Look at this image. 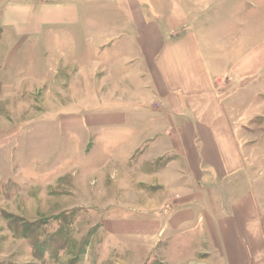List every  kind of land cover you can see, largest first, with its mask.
<instances>
[{
    "label": "crops",
    "instance_id": "obj_1",
    "mask_svg": "<svg viewBox=\"0 0 264 264\" xmlns=\"http://www.w3.org/2000/svg\"><path fill=\"white\" fill-rule=\"evenodd\" d=\"M168 1L172 10L167 16L147 20L145 4L155 13V0H0V29L11 33L13 42L41 48L36 53L40 67L47 57L39 47L41 41L47 37L60 41L62 32L77 28V36L73 35L77 59L91 54L90 63L96 65V45L101 42V49H107L101 50V57H119L111 64L113 71H127L138 64L154 70L161 85L154 81L153 100L144 102L152 103L161 114L176 115L171 124L178 125L163 131L164 143L155 145L159 155L147 158L142 152L137 174H128V193L142 191L146 196L138 211L123 206L127 215L139 214L134 218L137 227L127 232H135L142 249L150 251L163 243L172 247L166 257L183 256L179 264H264V126L259 125L264 123V103L254 104L252 98L264 94V33L259 36L248 25L242 26L239 17L243 8L258 4L206 0L203 7L223 11L216 16L221 23L229 17L234 24L227 30L214 29L216 45L209 43L210 32L190 29L196 20L183 10L201 7V0ZM226 6L237 10L230 12ZM236 97L242 99L239 104ZM127 113L113 108L96 111L91 127L120 129L122 135H130ZM139 115L151 117L145 110ZM157 129L155 125L153 133ZM244 133L255 137L239 141L237 136ZM171 151L183 157L182 172L175 160L146 171L147 164L156 165ZM100 166L94 176L97 184L110 182V164ZM61 167L54 184L74 185V189L62 186L57 190H66L64 194L54 196L74 198L81 181L66 178L77 169L66 172ZM43 187L56 189L51 182Z\"/></svg>",
    "mask_w": 264,
    "mask_h": 264
},
{
    "label": "rangeland",
    "instance_id": "obj_2",
    "mask_svg": "<svg viewBox=\"0 0 264 264\" xmlns=\"http://www.w3.org/2000/svg\"><path fill=\"white\" fill-rule=\"evenodd\" d=\"M205 1L201 0V7L183 10L196 20L190 29L210 32L213 36L209 43L217 45L212 40L217 37L214 29L221 26V30H227L234 24L228 21L229 17L221 23L216 16L223 11L203 7ZM254 2L257 8L247 6L239 17L242 26L248 25L260 36L264 33V1ZM155 3V13L145 4L147 20L164 18L172 10L168 0ZM226 9L235 12L237 7ZM129 26L132 29L131 23ZM73 35L77 36V28L62 32L60 41L51 37L42 40L39 47L46 50L43 52L47 57L40 67L36 53L41 48L13 42L11 33L0 29V264H179L180 257H166L173 248L164 247V243V248L160 244L150 251L140 248L135 232H127L137 227L134 218L139 214L127 215L122 210L131 205L138 211V204L145 203L144 192L127 191L131 178L128 174H137L139 155H159L161 150L155 145L164 143L163 131L178 125L171 124V117L176 115L161 114L152 103L144 102L147 98L153 100L154 81L160 86L161 80L154 70L141 64L127 71H113L111 64L119 57H101V50H107L101 49V42L96 45V65L90 63L91 54L77 59V37ZM263 96L253 95V103H264ZM122 99L129 103L122 105ZM241 101L236 97L238 104ZM112 108L128 111L130 135H122L120 129H92V114ZM144 110L151 117L139 115ZM132 112L138 115L133 116ZM155 125L158 129L153 133ZM259 125L264 123L260 121ZM253 136L244 133L237 139L245 141ZM181 158L171 151L145 169L159 170L175 160L182 172L185 162ZM105 163L110 164L111 181L97 184L94 176ZM60 165L66 172L77 169L66 178L81 181L74 198L54 196L64 194L66 190H57L62 186L74 189V185L54 184ZM104 180L107 182L106 176ZM50 182L56 189L46 191L43 186ZM130 221L132 226L125 227Z\"/></svg>",
    "mask_w": 264,
    "mask_h": 264
}]
</instances>
